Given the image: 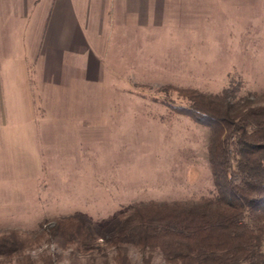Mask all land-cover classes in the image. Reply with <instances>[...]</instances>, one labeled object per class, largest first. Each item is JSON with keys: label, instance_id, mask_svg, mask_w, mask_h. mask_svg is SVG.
<instances>
[{"label": "rangeland", "instance_id": "374dc122", "mask_svg": "<svg viewBox=\"0 0 264 264\" xmlns=\"http://www.w3.org/2000/svg\"><path fill=\"white\" fill-rule=\"evenodd\" d=\"M188 3L184 41L175 23L168 27L174 39L165 28L157 35L130 31L122 38V55L104 53L95 91L71 82L56 95L62 98L58 103L36 104L49 118L43 127L65 129L52 136L63 146L47 145L41 153L38 192L33 178L6 185L18 198H35L37 208L0 206L6 214L23 213L0 215V238L8 242L6 252L0 249V264H116L115 247L101 238L84 251L59 244L50 234L54 221L78 212L103 224L133 202L215 194L210 131L184 110L187 91L216 94L235 87L237 100L264 90V0ZM99 43L104 52L105 41ZM72 115L76 120H66ZM125 247L130 264L148 258V264H171L158 251Z\"/></svg>", "mask_w": 264, "mask_h": 264}, {"label": "crops", "instance_id": "0c3cea01", "mask_svg": "<svg viewBox=\"0 0 264 264\" xmlns=\"http://www.w3.org/2000/svg\"><path fill=\"white\" fill-rule=\"evenodd\" d=\"M187 3L188 0H0V203L7 202L0 206H6L4 211L10 207L37 208L35 198H18L6 185L13 186L17 177L21 178L18 183L33 178L34 192L35 182L38 192L40 164L44 160L41 153L47 145L55 144L60 150L63 146L52 136L62 135L65 129L43 127L49 118L36 110V104L58 103L62 98L56 95L69 88L71 82L82 91H95L105 64L104 53L108 56L113 50V55H122V38L126 39L130 31L157 35L165 28V36L174 39L168 27L175 23L182 27L184 41L189 33H185L189 25ZM99 40L105 41L104 52L98 50ZM74 116L65 118L76 120ZM21 214L0 211L3 216Z\"/></svg>", "mask_w": 264, "mask_h": 264}, {"label": "trees", "instance_id": "16d2710c", "mask_svg": "<svg viewBox=\"0 0 264 264\" xmlns=\"http://www.w3.org/2000/svg\"><path fill=\"white\" fill-rule=\"evenodd\" d=\"M234 88L187 91L184 110L210 131L215 194L133 202L103 224L78 212L60 216L50 228L52 238L76 244L77 251L101 238L115 247L116 264H130L126 245L158 251L171 264H264V90L233 100ZM7 244L0 238L4 252Z\"/></svg>", "mask_w": 264, "mask_h": 264}]
</instances>
